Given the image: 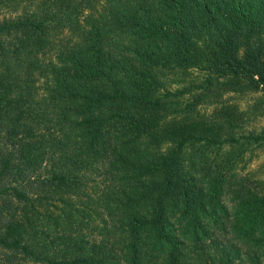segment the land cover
Listing matches in <instances>:
<instances>
[{
    "label": "trees",
    "instance_id": "1",
    "mask_svg": "<svg viewBox=\"0 0 264 264\" xmlns=\"http://www.w3.org/2000/svg\"><path fill=\"white\" fill-rule=\"evenodd\" d=\"M262 118L264 0H0V264H264Z\"/></svg>",
    "mask_w": 264,
    "mask_h": 264
},
{
    "label": "rangeland",
    "instance_id": "2",
    "mask_svg": "<svg viewBox=\"0 0 264 264\" xmlns=\"http://www.w3.org/2000/svg\"><path fill=\"white\" fill-rule=\"evenodd\" d=\"M185 76L186 79L192 80L190 81V83H198L202 81V79L206 76V72L198 69H193L186 72ZM181 83H174L173 87H178L181 85ZM226 96L232 98L233 102L240 101L241 106L246 105L247 101H250L252 98L248 94L244 95L241 100L239 95L227 94ZM260 123L264 124V118H262ZM237 169L239 174L243 175L249 187H251L255 191L262 190V188L264 187V145L256 147V149L250 152L249 156L246 155L245 159L239 162ZM92 185L93 183L90 182L89 186ZM223 198L225 199V202L228 204V206L231 207L232 196L226 193Z\"/></svg>",
    "mask_w": 264,
    "mask_h": 264
}]
</instances>
